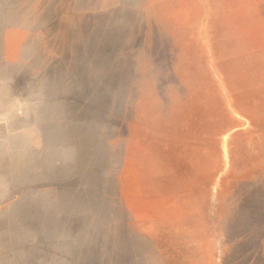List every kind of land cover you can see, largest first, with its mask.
Segmentation results:
<instances>
[{
	"label": "rangeland",
	"instance_id": "rangeland-1",
	"mask_svg": "<svg viewBox=\"0 0 264 264\" xmlns=\"http://www.w3.org/2000/svg\"><path fill=\"white\" fill-rule=\"evenodd\" d=\"M0 264H264V0H0Z\"/></svg>",
	"mask_w": 264,
	"mask_h": 264
}]
</instances>
